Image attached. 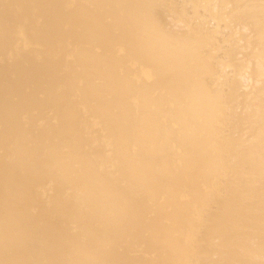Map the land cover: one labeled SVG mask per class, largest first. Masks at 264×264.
I'll return each instance as SVG.
<instances>
[{"label": "bare ground", "instance_id": "bare-ground-1", "mask_svg": "<svg viewBox=\"0 0 264 264\" xmlns=\"http://www.w3.org/2000/svg\"><path fill=\"white\" fill-rule=\"evenodd\" d=\"M0 264H264V0H0Z\"/></svg>", "mask_w": 264, "mask_h": 264}]
</instances>
